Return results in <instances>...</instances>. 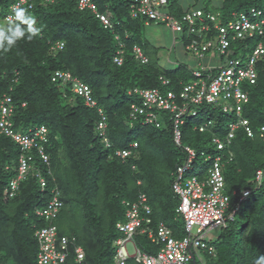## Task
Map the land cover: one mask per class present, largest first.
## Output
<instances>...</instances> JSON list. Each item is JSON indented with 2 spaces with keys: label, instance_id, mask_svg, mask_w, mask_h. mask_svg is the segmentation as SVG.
<instances>
[{
  "label": "trees",
  "instance_id": "trees-1",
  "mask_svg": "<svg viewBox=\"0 0 264 264\" xmlns=\"http://www.w3.org/2000/svg\"><path fill=\"white\" fill-rule=\"evenodd\" d=\"M16 1L0 0V23L4 22L6 15H12L10 7ZM92 1L99 12H109L112 17L110 29H103L92 12L79 11L73 0H55L46 4L36 0L31 6L22 7L35 16L40 28L38 35L31 40L25 37L18 41L9 52L0 51V98L3 95L11 98L13 130L33 135L38 127L44 126L48 133L43 149L49 160L48 167L37 164L47 179L44 191L40 190L32 174L20 184L19 192L13 199L5 200L3 190L8 178L14 174L9 165L10 159L16 161L19 150L10 137L0 133V264H37L38 243L34 231L46 226L47 222L39 219L35 212L44 206L50 197V189L55 186L63 203L54 221L56 238L74 239V244L84 251L81 264H113L112 243L119 236L116 225L127 220V208L123 201H135L139 194L145 195L146 204L151 209V227L161 221L171 230L174 238L183 236L178 235L173 226L177 221V206L172 205L176 197L172 194L171 185L176 166L185 156L183 147L189 146L197 154L196 150L202 149V141H210V134L196 130V126L202 123L201 116L205 110L195 117H183V121L186 119L180 126L179 146L174 141L172 114L168 110L156 106L152 109L161 124L154 127V124L143 125L139 118L134 122L130 117V105H139L141 101L134 93L135 89L156 90L165 96L167 92L178 95L184 85H199L198 77L192 72L210 56L202 59L193 56L197 63L194 66L178 64L173 69H161L138 46L145 19L130 17L131 0ZM167 3L173 1L167 0ZM103 4L108 5L107 10ZM218 6V11L211 13L220 14L221 24L231 20L233 13L249 16L251 9L260 12L249 18L251 22L264 21V0H220ZM171 8L173 10L166 7V13L178 20L185 11L200 9L210 13L203 4L188 7L186 3L179 2ZM238 9L240 11H236ZM260 29V34L253 32L251 37L245 35L232 43L238 44L243 56L249 43H253V47L262 43L264 48V25ZM114 35H119L124 44L120 65L112 61L117 48ZM212 37L215 38L214 34H209V40ZM190 38L183 33L184 46ZM57 42L63 43L61 51L51 49ZM133 46L140 48L147 64L134 60L131 54ZM234 52L231 50L232 56ZM152 53L155 56L154 50ZM241 59L246 60L244 57ZM56 71L70 73L91 89L97 107L106 116L108 146L96 130L97 110L85 106L82 99L73 94L71 83H54L52 77ZM255 71L253 84L242 81L239 85L243 82L248 85L246 91L240 87L248 98L242 106L241 116L248 119L253 136L247 137L242 129L236 131L232 145L228 147L232 150L234 162L230 170L225 165L223 168L224 190L229 187L235 200L239 201L242 191L248 189L251 192L243 201L246 202L244 217L240 216L239 222L236 217L227 221L221 228V243L212 246V254L204 251L213 264H254L259 255H264V182L259 187L253 182L256 172L264 171V140L255 130L256 125L264 126L263 61L258 62ZM209 74L208 70L203 71L200 80H208ZM160 77L168 80V85H163ZM214 115L218 135L225 134L227 128L223 127V118H236L220 110ZM191 121L192 129L188 127L187 132L186 127ZM131 122H134L133 125ZM191 134H194L193 139ZM37 142L41 144L38 139ZM131 143H136L137 147L130 148ZM123 149L132 152L122 159L116 152ZM164 160L168 161L171 172L168 181L162 180L159 174L164 171ZM196 160L194 169L198 170ZM47 168L49 176L46 175ZM201 172L199 170L197 176ZM134 242L147 254H154L158 246L147 238L146 233L135 235ZM73 248V244L69 246L64 264H78Z\"/></svg>",
  "mask_w": 264,
  "mask_h": 264
},
{
  "label": "built area",
  "instance_id": "built-area-1",
  "mask_svg": "<svg viewBox=\"0 0 264 264\" xmlns=\"http://www.w3.org/2000/svg\"><path fill=\"white\" fill-rule=\"evenodd\" d=\"M34 1L36 0H17L14 5L31 6ZM39 1L44 4L55 2V0ZM73 1L79 11L92 12L103 29L112 27L110 14L99 12L94 2L91 0ZM166 6L167 0H131L129 14L132 19H145V22L152 21L155 24L164 23L174 33L183 35L185 32L191 37L185 45V50L198 59H202L206 55L209 56L211 51H216L225 62L222 66H217L218 73L210 82L206 84L199 80V85L197 83L184 85L178 95L167 92L165 96H161L156 90H134L141 101L139 105H130V117L133 121L136 122L139 118L143 125L154 124V127H160L161 124L157 121V116L152 109L156 106L159 109L168 110L172 114L174 141L180 146V126L184 124V116L195 117L200 108L207 106L218 107L227 115L234 113L237 117L240 116L242 106L247 102V96L241 91L239 85L242 81H247L249 84L255 82V66L260 61L264 62V48L262 43H258L250 50L246 60L242 62L238 58L229 57L230 46L245 35L251 37L253 32L260 34V27L264 25V21L251 22L250 17L254 18L260 14L253 9L249 16L233 13L232 19L224 24H221L219 13H207L200 9L185 11L178 20L165 13ZM9 16L11 15L4 17V22ZM212 33L216 38L215 47L213 41L209 40V34ZM114 38L117 48L113 56V63L120 65L123 61L124 44H122L119 35H114ZM51 49L61 51L63 43L57 42L51 46ZM131 54L136 62L142 65L147 64V59L139 47L133 46ZM192 73L200 79L201 73L198 69L193 70ZM160 80L163 85L169 83L162 77ZM52 81L54 83H71L73 94L81 98L85 106L96 107L90 88L73 78L70 73L56 71L53 73ZM97 111L99 119L96 130L98 135L103 138L105 145L108 146V139L105 135L106 116L102 109L98 108ZM11 114V98L3 95L0 98V133L10 137L17 144L19 150L15 175L7 182L3 190L5 200L13 199L19 192L20 184L28 175L32 174L39 183L40 190L44 191L47 188V179L42 169L37 168L35 158H39L40 163L45 167L49 166L48 156L43 149V144L47 142V129L40 126L33 135L15 132L10 121ZM134 122L130 124L133 125ZM211 125L212 121L207 120L197 129L199 132H205L211 128ZM237 128H242L247 137L253 136V130L244 119L229 125V130L224 137L213 136L210 143L214 145L217 152L224 153L206 158L210 164L205 171L206 176L202 180L190 176L184 181V175L195 171L194 162L197 154L191 147H183L185 156L183 161L176 166L171 185L172 194L178 200L175 212L180 215L183 221L184 234L181 238H174L171 230L161 221L151 227V209L146 204L144 194H139L135 201H123L127 208V220L116 225L121 236L113 241L116 246L112 255L113 264H197L195 251L203 250L212 254V246L206 244L203 238L212 229L224 228L227 221L234 219L240 207L237 205L233 209H229L230 201L229 196L225 194L223 177L224 165L232 163L234 160L233 153L228 149V146L231 145ZM259 137L264 140L263 126L259 130ZM37 139L41 141V144L37 142ZM129 147L136 148L137 145L131 143ZM131 152V150L123 149L118 150L116 155L123 159L129 157ZM46 175H50L48 168ZM253 182L256 186H261L264 182V171L258 170ZM250 192L248 189L242 191L239 202L245 201ZM49 195L44 206L35 212L39 219L47 222L46 226L34 231V238L38 243L37 264H64L69 254V246L72 244L74 245L75 262L81 264L84 260V251L80 246L74 244V239L56 238L57 228L54 221L63 207V203L56 186L50 189ZM193 229H195L194 234ZM138 233H146L147 238L159 246L154 254H147L135 245L134 236ZM129 243L132 245V252L127 249Z\"/></svg>",
  "mask_w": 264,
  "mask_h": 264
},
{
  "label": "rangeland",
  "instance_id": "rangeland-1",
  "mask_svg": "<svg viewBox=\"0 0 264 264\" xmlns=\"http://www.w3.org/2000/svg\"><path fill=\"white\" fill-rule=\"evenodd\" d=\"M173 1V3H169L168 4V9L169 10H173L171 7L173 6V4H177L179 2H186V6L188 7H193V6H199L201 4H203V6L206 8V10L208 12H215L218 11V4L220 2V0H171ZM94 2V1H93ZM95 3V2H94ZM96 4V3H95ZM103 7L105 8V10H107L108 5L107 4H103ZM242 10V9H241ZM236 11H240L239 9ZM105 13H108L107 11H105ZM142 34H141V40L138 44V46L141 48V50L150 58L154 60V62L158 63V66L161 69H173V67H177L178 64H188V65H194V59H193V55L188 52L187 50H185V46H184V42L182 41V33H176L174 34L169 28L165 27L163 24H150V25H145L142 26L141 28ZM175 38V41H174ZM213 44L214 47L216 46V38H213ZM154 47V48H153ZM251 48H253V43H249L248 44V49L246 52H244V56L241 54V52H239V48H238V44L234 43L232 44L230 50H232L235 54L234 56L231 55V58H241L244 57L246 59V57H248V54L250 53ZM155 51V56L154 53H152V51ZM210 57L211 58H220L221 55L216 52V51H211L210 52ZM242 89H244V91H246V89L248 88V85L246 82H243L240 86ZM73 98H71V101H73ZM205 112L202 114V123H204L207 119H211L213 120V118H215L214 114H216L219 109L217 107H212V106H208V107H202L200 108L199 113H201V110H204ZM188 117V116H186ZM185 117V119H186ZM184 119V121H185ZM223 127L226 128L227 124L229 122H231L232 120L230 118H223ZM192 122L191 121L186 127L187 132H188V127L190 129H192ZM216 123V121H215ZM259 129V126L256 125L255 126V130ZM239 131V130H238ZM222 135H216V137L221 138ZM191 139L194 138V134H191ZM202 149L201 151H197L198 154V159L196 160V165L198 167V170L195 169L194 173H188L186 175H184V181H186L188 178H190V176H195V177H201L202 179L205 178L206 173L205 171H203V168L205 167V165H208V160L206 159L208 156H215V155H221L224 152H217L214 148V145L210 143L209 139L202 141ZM232 145V144H231ZM230 145V146H231ZM229 147V146H228ZM229 149V148H228ZM230 150V149H229ZM232 151V150H231ZM200 153H203V156H200ZM234 156V155H233ZM13 157V156H12ZM14 158L10 159V168H11V172H13L14 174L12 176H10L8 178V180H10L11 178L14 177L15 175V167L13 165V160ZM16 163V161H14ZM179 163L181 162L180 160L178 161ZM208 162V163H207ZM234 162V160H233ZM232 163H226V167L227 170H230V168L232 167ZM36 164H41L39 160H35ZM168 165V161L162 162V166H164V171L163 173H159L161 176L160 178H162V180H170L171 178V172H169V168L167 166ZM40 166V165H39ZM199 170H202V172L200 173V175L197 176V173ZM156 175H158V173H156ZM199 179V178H198ZM201 179V180H202ZM251 187H254V185H251ZM225 194H227L230 197V203H229V208L233 209L234 207H236L239 204L238 200H235L231 194H230V189L229 187L225 189ZM230 194V195H229ZM172 205L174 207H176L178 205V200H174L172 202ZM240 208H239V212L236 214V220L239 218H241L243 215H245V207H246V202L244 203H240ZM241 216V217H240ZM244 217V216H243ZM176 222L173 224L175 231L177 232L178 235H182L184 234V230H183V221L180 217V215L176 214ZM238 219V222L240 221ZM170 220V219H169ZM183 230V233H182ZM193 234L195 232V229H193ZM222 229L221 228H216V229H212L210 230L207 235L203 238V241L213 247H216L218 244L221 243V236H222ZM121 236V235H119ZM118 236V237H119ZM180 238V237H178ZM112 248H113V253L116 250V246H114V243H112ZM127 249L132 252V245L129 243L127 244ZM195 257H196V262L197 264H213V260L210 258V256L206 255V252H204L203 250H197L195 251Z\"/></svg>",
  "mask_w": 264,
  "mask_h": 264
},
{
  "label": "clouds",
  "instance_id": "clouds-1",
  "mask_svg": "<svg viewBox=\"0 0 264 264\" xmlns=\"http://www.w3.org/2000/svg\"><path fill=\"white\" fill-rule=\"evenodd\" d=\"M92 1V0H91ZM93 2V1H92ZM76 5V3H75ZM167 6H168V3H167ZM166 6V7H167ZM98 8V7H97ZM12 15L7 17L6 19V22H3V23H0V51H3V52H9L11 51V49L17 44L18 41L24 39L25 37H27V39L31 40L33 37H35L36 35H38V33L40 32V28L37 27V21H36V18L35 16L25 7H22L20 5H13L12 6ZM99 11V10H98ZM165 13H166V9L164 10ZM163 11V12H164ZM103 13V12H102ZM109 13V12H108ZM112 18V17H111ZM151 22L150 21H146L145 22V25L147 24H150ZM155 24V23H153ZM157 25V24H155ZM167 27V26H166ZM168 28V27H167ZM170 29V28H169ZM171 30V29H170ZM172 31V30H171ZM173 32V31H172ZM174 33V32H173ZM176 34V33H174ZM174 41H175V38H174ZM185 48V47H184ZM116 51V50H115ZM250 54V53H249ZM231 55V54H230ZM210 56V54H209ZM219 61V63L216 65V66H204L202 64H199L195 67L194 70H199V72L201 73L202 75V72L203 71H206L208 70V72H210V76L208 77V80H202L204 83H208L211 81V79L217 75L218 73V69H217V66L218 65H223L225 62L222 58V56L220 58L216 57ZM231 58V57H230ZM209 59H215V58H209ZM240 59L242 62H244L245 60L241 59V58H238ZM112 61H113V58H112ZM203 68V69H200V68ZM198 81L200 80L199 78H197ZM91 90V89H90ZM243 92V91H242ZM244 93V92H243ZM245 94V93H244ZM92 95V94H91ZM246 95V94H245ZM247 96V95H246ZM79 98V97H78ZM93 98V97H92ZM248 99V98H247ZM94 100V98H93ZM95 101V100H94ZM96 103V101H95ZM22 106H24V104H22ZM208 107V106H207ZM213 107V106H212ZM214 108V107H213ZM218 108V107H217ZM95 109L97 110L98 107H97V104H96V107ZM101 109V108H100ZM221 113L222 110L220 108H218ZM103 111V110H102ZM98 113V111H97ZM104 113V112H103ZM225 114V113H223ZM227 115V114H226ZM231 115H234L236 118L231 122H229L227 124V128H226V131H225V134L227 133V131L229 130V125L231 124H235L237 123L238 121L244 119L248 122V126L250 127L249 125V121L248 119H246L245 117L241 116V113H240V116L237 117L234 113L232 114H229V116ZM99 119V117H98ZM207 120H211V119H207ZM206 120V121H207ZM98 121V120H97ZM205 121V122H206ZM212 121V125H211V128L208 129V131H205V132H200V133H208L211 135L210 137V141H211V138L213 136H216L218 135L217 131H219V128L217 127V125L215 124L214 120H211ZM204 122V123H205ZM203 123L199 124L198 126H196V130L198 131L197 127H199L200 125H202ZM96 126H97V123H96ZM262 127V126H261ZM258 129V133H259V130L260 128ZM264 127V126H263ZM106 128H107V122H106ZM105 128V129H106ZM239 129H242V128H237L235 130V133L237 130ZM243 130V129H242ZM199 132V131H198ZM48 133V131H47ZM223 134L221 136L224 137ZM106 135V134H105ZM235 135V134H234ZM233 141V140H232ZM232 144V143H231ZM184 147H189V146H184ZM9 181V180H8ZM7 181V182H8ZM254 264H264V255H259L255 260H254Z\"/></svg>",
  "mask_w": 264,
  "mask_h": 264
},
{
  "label": "crops",
  "instance_id": "crops-1",
  "mask_svg": "<svg viewBox=\"0 0 264 264\" xmlns=\"http://www.w3.org/2000/svg\"><path fill=\"white\" fill-rule=\"evenodd\" d=\"M182 3H183V5H185L186 2L182 1ZM147 25H150V24H147ZM218 63H219V61H218L217 58H215V59H208V58H206V59L203 60V62H201V64L204 65V66H212V65L213 66H216ZM195 64L197 65L196 59H194V65ZM194 65H192V66H194Z\"/></svg>",
  "mask_w": 264,
  "mask_h": 264
}]
</instances>
